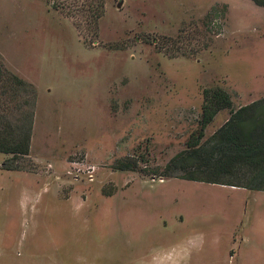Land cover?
I'll return each mask as SVG.
<instances>
[{
  "label": "rangeland",
  "instance_id": "1",
  "mask_svg": "<svg viewBox=\"0 0 264 264\" xmlns=\"http://www.w3.org/2000/svg\"><path fill=\"white\" fill-rule=\"evenodd\" d=\"M56 6L0 0V63L36 92L29 155L0 153V264H264V191L164 177L207 90L264 98V7L106 0L95 24Z\"/></svg>",
  "mask_w": 264,
  "mask_h": 264
},
{
  "label": "trees",
  "instance_id": "2",
  "mask_svg": "<svg viewBox=\"0 0 264 264\" xmlns=\"http://www.w3.org/2000/svg\"><path fill=\"white\" fill-rule=\"evenodd\" d=\"M56 7L71 17H85L96 24L105 12L106 0H54ZM264 7V0H253ZM36 98L33 87L11 73L0 63V153L29 155L33 111L28 96ZM6 100V98H8ZM20 98L18 104L15 103ZM15 103V105H13ZM12 104V105H11ZM233 109V100L223 89L207 90L202 128L189 149L173 158L164 177L181 178L222 186L264 191V98L232 110L231 118L211 138L204 142L205 130L223 110ZM234 111V112H233ZM15 113L22 118L13 120ZM139 162H121V170H137ZM245 181H249L244 186Z\"/></svg>",
  "mask_w": 264,
  "mask_h": 264
},
{
  "label": "crops",
  "instance_id": "3",
  "mask_svg": "<svg viewBox=\"0 0 264 264\" xmlns=\"http://www.w3.org/2000/svg\"><path fill=\"white\" fill-rule=\"evenodd\" d=\"M233 242H234V245L235 246H237V248H238V240H236V237L233 239ZM261 245V241H259V244H257V246L255 247V249L257 248V249H260V246ZM235 251V250H234ZM232 259V258H231ZM255 261L257 262V263H260V262H262L263 261V259H261V256L260 257H258L257 256V254H255ZM229 264H230V262H229ZM234 264H240L239 262H238V259H237V262H235V259H234Z\"/></svg>",
  "mask_w": 264,
  "mask_h": 264
}]
</instances>
